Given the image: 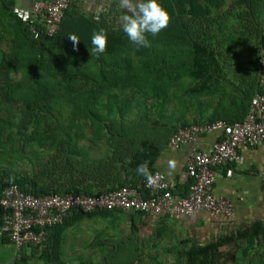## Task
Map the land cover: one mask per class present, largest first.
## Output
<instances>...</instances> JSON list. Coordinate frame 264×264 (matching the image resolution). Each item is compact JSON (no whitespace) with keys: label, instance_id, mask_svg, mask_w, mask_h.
Wrapping results in <instances>:
<instances>
[{"label":"trees","instance_id":"1","mask_svg":"<svg viewBox=\"0 0 264 264\" xmlns=\"http://www.w3.org/2000/svg\"><path fill=\"white\" fill-rule=\"evenodd\" d=\"M160 3L169 14V23L154 37L162 42L165 47L170 49L181 48L178 52H181L182 48H188V56L179 62L181 67H185L183 74L190 76L193 81L185 91L196 99L197 109L211 110V113L205 117L200 110L196 118L192 117V122L183 121L176 124L167 133L166 131L163 132L164 134L160 135L162 139L159 136L160 130H155L154 136L151 133L140 136L141 130L138 127L130 131V137L123 130L122 139L118 142L119 147L116 148L117 152L114 149L115 152L110 153L107 158H98L92 157L85 149H73L70 146L71 137L65 131H63V140L54 142L46 138L43 125L46 121L45 102L51 97L48 89L60 88L70 93L72 85L66 80L64 83L57 82L55 70L48 73L50 62L45 60L44 54L54 50H65L73 53L89 50L92 33L102 29L107 38L105 51L102 54H97V57L101 59L104 55L111 56V58L116 59V66L119 63L122 64L117 72L113 69L108 70L111 76L118 75L120 84H128V80L131 78L134 79V82L141 81L138 74L142 69L144 73L140 77L154 83L162 77L161 74L169 75L168 65L173 69L172 64H169L163 55L157 51L153 54L154 48L151 46L147 48L146 52L152 55L143 58L144 48L136 49L128 44V40L120 31L119 25L114 24L116 7L114 10H109V7L113 5L112 3H108L109 7H105L103 11L99 10L94 13L80 11L71 5L64 11L57 33L51 38L41 36L39 40H35L28 33L26 25L12 14L13 0H0L1 18L8 19L10 22L13 29L14 47L19 51L24 50L25 54L32 55L34 60V66L31 68L32 76L27 80V92L22 97H17L14 103L29 112L30 121L28 125L33 127L32 134L41 136L35 140L30 135L25 138V144H28L26 146H30L29 153L31 156H25V160L30 162L31 169H33L30 173L23 175L16 170H5L0 167V199L4 187L10 184H16L24 192H31L37 196L49 192L93 195L124 185L138 187L143 184L145 179L136 173V166L147 162L149 173L155 172L154 163L161 147L168 142L169 136L178 128L191 124L210 123L215 120L240 121L245 117L250 99L260 89L259 87L255 89L248 85L244 86L245 89L242 92L245 97L239 104L237 109L239 111L235 110L236 106L233 108L235 110L233 113L238 112L235 115L218 114L217 110L219 112L221 105H225V103L219 100L212 101L214 96L211 93L216 89L214 87L217 83L216 76L220 74V70H225L228 66L221 63L224 57L220 50L221 45L228 43L227 38L224 37V34L227 35L225 25H228L229 40H232L231 36L234 31L240 32L245 38L250 39L248 53L258 55L260 48L264 47V0H233L226 8H223L221 0H160ZM68 34H74L80 39L75 49L66 37ZM220 36L221 39H219ZM226 54L229 55V52ZM250 61L240 62L239 68L247 65ZM15 65L23 66L17 55H0V81H2L0 93L4 87H9L8 70ZM74 66L78 70V65ZM37 72L48 74L53 80L51 82L40 81L36 78ZM94 74L98 82L95 84L92 82L89 89L94 90L93 86L97 87V90L110 88V79L107 80L109 75L105 74L102 68L97 69ZM77 75L76 71L72 73V77H77ZM243 75L239 73V78H243ZM92 80L95 81L94 78ZM110 84L111 86L115 85ZM166 100L165 98L158 100L151 107L161 109ZM92 101L89 102L88 100V104L86 102L89 117L100 125L103 135L111 134L112 136V130L108 124L112 122L111 117L94 112ZM114 109L119 115L123 114L121 106L117 105ZM113 121L116 123L119 120L114 119ZM155 132L158 133L155 134ZM62 143L65 144L63 146L64 151L60 150ZM49 153L50 156H48ZM43 158L47 160L43 163H33V161L40 162ZM46 168L49 171L45 172ZM41 169L40 176H44L46 179L37 181ZM44 181L51 182L52 185L44 184ZM188 183L189 181H185L183 185H175L172 189L175 196H185ZM138 190H140L139 187ZM143 195L147 196L145 192ZM121 212V210H94L90 213H83L72 210L62 223L47 229L46 241L41 247L42 249L40 248V257L48 264H66V260L62 257V243L68 228L72 224H79L89 215L113 216L117 220ZM4 213L5 210L0 204V225ZM130 216L132 224L124 235L116 237L110 235L93 240L91 246L96 248L95 251H105L106 253L103 263L100 264H141L138 253L147 240L140 236V228L145 226L144 223L151 220L152 217L142 212H133ZM163 218L168 217L164 216ZM140 221L143 224H139ZM148 232L150 231L148 230ZM148 232L147 234H149ZM258 234V230L253 226L217 235L202 243L184 241L182 259L179 264H264L262 257L249 254L252 244L257 241ZM149 236L157 238L160 233L158 230H154ZM9 242L5 234H0V243L7 244ZM29 249V253L23 252L24 254L21 253L18 258L15 254L13 264H27L32 255H37V248L30 247ZM237 251L239 256L236 255ZM75 261V264H95L82 255L75 256ZM68 262L70 264V260Z\"/></svg>","mask_w":264,"mask_h":264},{"label":"rangeland","instance_id":"2","mask_svg":"<svg viewBox=\"0 0 264 264\" xmlns=\"http://www.w3.org/2000/svg\"><path fill=\"white\" fill-rule=\"evenodd\" d=\"M111 1L112 6L109 7L106 2L104 7H109V10H114V7H116L114 10L116 12L114 24L118 26L120 24L119 17L123 10L119 8L118 0ZM232 1L221 0V4L224 6L223 8H226ZM258 8L260 9V7ZM227 26L225 25V33L227 35L224 34V37L227 38L228 43H224L223 46L220 44V50L224 57L221 63L226 64L228 62L235 66L236 63L249 62L251 60V53H248V42L250 39L245 38L240 32L234 31L231 36L232 40H229L230 34ZM230 31L232 32V30ZM12 32L13 29L10 26V22L8 19H2L0 13V55L13 56L15 54L23 64V66L15 65L10 67L7 75L9 87H4L0 93V167H3L5 170H16L24 175L33 170L31 169L30 162L25 160V156L30 155V146H26L28 144H25V138L30 135L35 140V138L41 136L32 134L33 127L32 125H28L30 121L28 118L29 112L14 103L17 97H22L27 92V80L32 76L31 68L34 66V60L32 55L25 54L24 50L19 51V49L14 47ZM147 38L150 41V46L154 48L153 54L157 51L173 67L172 69L168 65L169 75L161 74L163 78L161 77L154 83L140 77L144 73L142 69L140 74H138V77L141 79V81L139 80L140 82H134V79L131 78L128 80V84H120L118 75L111 76L108 70L113 69L117 72L122 67V64L119 63L116 66V59L111 58V56L104 55L101 59H98V55L94 53L91 56L89 50L79 53L54 50L45 53V60L50 62L48 73L55 70V80L57 82L64 83L66 80L72 85L70 93L60 88L48 89L51 97L45 102L46 112L44 114L46 115V121L43 125L46 138L54 142L63 140V131H65L71 137L70 146L73 149H85L92 157L107 158L110 153L117 152L116 148L119 147L118 142L122 139L123 130L129 137L131 136L130 131L138 127L141 130L140 136L147 133H151L154 136L153 132L155 130H160L159 136H162L163 132L166 131L167 133L176 124L183 121L192 122V117L196 118L200 110L203 116H209L211 110L197 109L195 105L196 99L185 91L193 81L190 76L183 74L185 67H181L182 65H179V62L185 60L186 56H188V48H182L183 50L178 52L181 48L170 49L163 46L162 42H159L153 36H148ZM219 39H221V36ZM128 44L132 46L129 41ZM146 50L147 48H144L143 58L152 55L146 52ZM226 52H229V55ZM133 58L136 59V57ZM74 65H78V70L75 69ZM231 67L226 66L225 71L234 76L239 73L245 74V72L236 67ZM99 68H102L104 73L109 75L107 80L110 79V83L115 84L114 86H111L109 83L110 88L97 90V87L93 86L94 90L89 89V85L92 82L94 84L98 82L94 73ZM74 71L77 72V77H72ZM35 75L40 81L46 80L51 82L53 80H51L48 74L42 72H37ZM93 78L95 81L92 80ZM221 78L225 80L220 84ZM216 80L217 83L214 86L216 89L211 94H218L219 87H221L225 90H222L221 96L224 95L228 98V100H223L226 103L225 105H221L219 112L217 110V113L221 115L227 113L226 109L229 110V108L234 106L233 103H236L231 97V92H227L230 89L236 90V88L233 86L234 78L226 73L217 75ZM0 85H2V81H0ZM244 97L245 95L242 96V98ZM163 98L167 100L161 109L151 107ZM88 100L89 102L93 100L92 103L94 105L92 110L94 112L111 117L112 122L108 124L111 127L112 136L111 134L103 135L100 125L89 117L87 113L88 105L86 106V102L87 104L89 103ZM117 105L122 107V115H119L115 111L114 108ZM114 119L119 121L115 123ZM157 133L155 132V134ZM147 136L150 137V135ZM64 145L62 143L61 151H64ZM51 153L53 154L54 152ZM50 155L49 153L48 156ZM46 160V158H43L40 162L33 161V163H43ZM47 169L45 172L49 171ZM41 171L42 169L37 181L46 179V177L40 176ZM44 184L52 185L51 182L47 183V181H44ZM121 220V218L116 220L113 216L89 215L80 224H72L66 232L65 240H63L64 244L62 243V257L66 260V264H69L68 260H70V264H75L76 255H82L95 264L103 263V258L106 256L105 251H95L96 248L90 246V243L95 238L100 237L102 239V232L104 233L106 230L113 229L112 231H116V236L124 235L129 230L130 224H126L124 220ZM169 221L172 224L152 225L149 230L150 232L146 228L144 232L143 229H140V236H143L147 240L144 242L145 245H143L142 250L138 253L141 264H179L182 259L181 254L184 241L188 243H202L210 239L207 236L208 234L204 232V227L201 224L193 225L189 221V227L183 228L182 226L180 228L179 224H175L172 220ZM153 229L155 231L158 230L160 236H156L157 238L149 236L150 233H153ZM72 232L78 234L80 239L72 238L71 234L69 235ZM111 232H107V234L112 235ZM212 233L213 237L221 235L220 231ZM41 249L36 251L37 255L32 256L33 258L31 257L27 264H48L39 255ZM26 252L29 253L30 249L28 248ZM236 255L239 256L238 251Z\"/></svg>","mask_w":264,"mask_h":264},{"label":"built area","instance_id":"3","mask_svg":"<svg viewBox=\"0 0 264 264\" xmlns=\"http://www.w3.org/2000/svg\"><path fill=\"white\" fill-rule=\"evenodd\" d=\"M70 0H36L30 7L12 6V14L24 23L30 36L51 38L59 28ZM215 132L208 148H202L201 135ZM264 141V87L250 99L248 111L240 121L215 120L205 124L180 127L168 138V145L178 148L189 145L184 177L189 181L185 196L172 192L175 180L156 170L151 175L154 182L143 181L138 187L120 186L93 195L49 192L35 195L24 192L18 185L10 184L1 193L2 216L0 234H5L17 258L27 248L40 249L47 237V229L64 221L77 210L90 213L94 210H121L142 212L152 218L160 216L190 217L197 214L231 215V205L215 191L213 183L219 170L230 177V163L241 158L240 147H255ZM147 196H144L143 193Z\"/></svg>","mask_w":264,"mask_h":264},{"label":"crops","instance_id":"4","mask_svg":"<svg viewBox=\"0 0 264 264\" xmlns=\"http://www.w3.org/2000/svg\"><path fill=\"white\" fill-rule=\"evenodd\" d=\"M35 1L36 0H13V4L22 7H30ZM106 2L109 4L112 3L111 0H70V6L73 5L80 11L94 13L99 10L103 11L105 9L104 5ZM258 53V55L251 54L250 63L245 66H241L240 68L239 63H236L234 66L231 63L226 62L229 67L234 66L242 72H245L243 78H238L239 74L234 76L225 70H220V75L226 73L234 78L233 86L236 90L230 89L227 91L231 92V97L236 102L232 108H229V110L226 109L227 113L230 115L238 113L237 111L239 110L237 109L243 100L242 91H244L245 85L255 89L256 87H264V47L260 48ZM223 80L225 79L221 78L220 84ZM222 90L224 89L219 87V92L218 94L213 95L214 97H212V101L219 100L222 103H226V101L223 100H228V98L224 95L221 96ZM235 106V110L237 111L233 113V111H235L233 110ZM214 139L215 132H211L201 135L199 141L202 148H208L209 144ZM189 149V145L172 148L167 143L164 144L161 147L154 163L155 170L161 171L168 178L174 179L175 185H183L186 181L184 177L185 162ZM240 153V160L228 165V167L232 169L231 176L226 177L224 175V170H219L215 182L213 183L215 193L219 197L227 200V202L231 205V215L222 216L203 213L190 217H158L147 220V222L144 223L145 226L140 229H143L144 232L145 228L150 230L154 224H172L169 220L174 221L175 224H179L180 228L182 226L184 228L189 227L188 223L191 221L193 225L201 224L204 227V232H206L208 234L207 236L211 239L213 237L212 232L220 231L221 234H227L230 231L254 226L258 230L259 234L257 241L252 244L249 254H254L255 257H262L264 260V141L252 148L242 146L240 147ZM169 160H172L175 164V167L172 169L168 168ZM129 214L130 213L121 212L118 218H121V221L124 220L126 224H132L131 216ZM86 218L87 217L84 219ZM139 224H143V222L140 221ZM112 230L113 229L106 230L104 233L102 232L103 238L104 236H110L107 232H111ZM111 233V236L116 237V231H112ZM70 234L72 238L75 237V239H80L78 234L74 232L69 233V235ZM91 244L92 243H90V246ZM242 245H244V242H242ZM14 251L15 250L10 242L7 244L0 243V264H13V260L15 259L14 256L16 254ZM32 256L34 257L35 255Z\"/></svg>","mask_w":264,"mask_h":264},{"label":"clouds","instance_id":"5","mask_svg":"<svg viewBox=\"0 0 264 264\" xmlns=\"http://www.w3.org/2000/svg\"><path fill=\"white\" fill-rule=\"evenodd\" d=\"M118 5L123 10L119 17V29L136 49L148 48L150 41L147 37H154L162 29L166 28L169 23V14L161 5L160 0H118ZM66 37L71 41L73 49H75L80 39L74 34H68ZM106 39V35L102 29L92 33L90 37L91 48L88 47L91 56L94 53L102 54L105 51ZM174 167V162L169 160L168 168L172 169ZM135 171L145 179L148 185L153 184L154 178L149 173L147 162L138 164ZM123 213L131 214L133 212Z\"/></svg>","mask_w":264,"mask_h":264}]
</instances>
